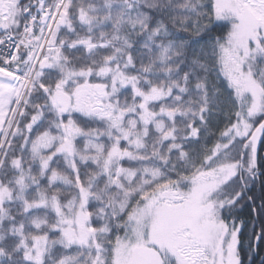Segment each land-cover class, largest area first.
Returning a JSON list of instances; mask_svg holds the SVG:
<instances>
[{"label":"snow or ice","instance_id":"obj_1","mask_svg":"<svg viewBox=\"0 0 264 264\" xmlns=\"http://www.w3.org/2000/svg\"><path fill=\"white\" fill-rule=\"evenodd\" d=\"M264 264V0H0V264Z\"/></svg>","mask_w":264,"mask_h":264},{"label":"flooded vegetation","instance_id":"obj_2","mask_svg":"<svg viewBox=\"0 0 264 264\" xmlns=\"http://www.w3.org/2000/svg\"><path fill=\"white\" fill-rule=\"evenodd\" d=\"M257 264H259V261H257Z\"/></svg>","mask_w":264,"mask_h":264}]
</instances>
